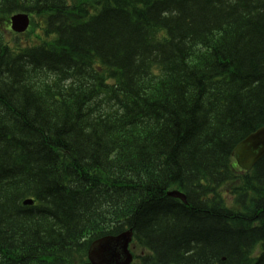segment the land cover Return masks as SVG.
<instances>
[{
  "label": "trees",
  "instance_id": "trees-1",
  "mask_svg": "<svg viewBox=\"0 0 264 264\" xmlns=\"http://www.w3.org/2000/svg\"><path fill=\"white\" fill-rule=\"evenodd\" d=\"M76 2L0 0V264H85L126 228L135 264H264V157H231L264 125V0Z\"/></svg>",
  "mask_w": 264,
  "mask_h": 264
},
{
  "label": "water",
  "instance_id": "water-1",
  "mask_svg": "<svg viewBox=\"0 0 264 264\" xmlns=\"http://www.w3.org/2000/svg\"><path fill=\"white\" fill-rule=\"evenodd\" d=\"M13 24L14 29L22 31L27 28L28 20L24 16H17L13 19ZM235 155L239 164L246 169H249L255 162L264 156V129L243 142L242 145L237 149ZM130 236V233H126L119 238L103 241L102 244L106 245L99 247V250H97V255L92 251L91 258L97 259L98 262L96 261V264H108L101 258H105L107 255L111 254L110 257L113 259L108 258V262L114 261L112 264H129L130 256L126 251V245ZM115 248H117V251ZM118 251H120V256L117 255ZM116 258L118 260H116Z\"/></svg>",
  "mask_w": 264,
  "mask_h": 264
}]
</instances>
